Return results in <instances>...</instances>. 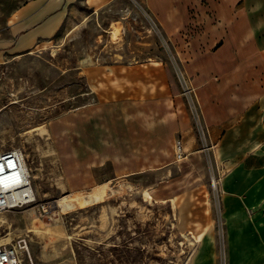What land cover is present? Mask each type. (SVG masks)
Returning <instances> with one entry per match:
<instances>
[{
  "label": "rangeland",
  "instance_id": "374dc122",
  "mask_svg": "<svg viewBox=\"0 0 264 264\" xmlns=\"http://www.w3.org/2000/svg\"><path fill=\"white\" fill-rule=\"evenodd\" d=\"M23 1L0 0V42L8 37L11 11ZM259 4L264 12V0ZM154 60L165 64L169 85L181 97L179 110L191 118L183 153L161 169L109 182L103 176L112 166L103 164L96 171L108 188L82 201L96 187L82 188L76 178L75 122L86 117L92 101L86 68ZM184 61L139 3L117 0L95 12L74 8L49 40L0 64V139L4 148L23 151L34 191L29 204L0 213V239L25 236L33 264H194L193 253L209 239L201 232L209 229L214 253L201 264H230L225 186H264V168L246 170L258 166L253 158L226 166L214 160L195 96L199 68ZM237 134L258 140L264 132ZM257 149L264 158V142ZM236 168L240 171L226 181ZM65 195L81 201L68 207L56 202ZM241 197L253 207L244 205L247 225L264 223V194ZM242 229L251 234L250 226ZM21 258V264H30L23 253Z\"/></svg>",
  "mask_w": 264,
  "mask_h": 264
},
{
  "label": "crops",
  "instance_id": "0c3cea01",
  "mask_svg": "<svg viewBox=\"0 0 264 264\" xmlns=\"http://www.w3.org/2000/svg\"><path fill=\"white\" fill-rule=\"evenodd\" d=\"M116 1L24 0L9 15L8 37L0 42V64L49 40L74 8L95 12ZM134 1L176 51L184 54L183 65L199 68L193 77L195 96L214 160L226 166L253 158L258 166L246 170L264 168L257 149L264 135L244 140L237 134L264 132V12L259 10L260 0ZM164 65L154 60L97 63L86 68L84 78L92 101L86 117L75 122V130L80 131L75 141L76 178L82 188L161 169L175 160L176 140L183 147L192 123L188 112L179 110L181 97L170 87ZM106 163L112 169L101 181L96 170ZM237 171L228 174L226 181ZM252 184L245 189L243 183L225 186L230 264H264V223L247 225L241 218L244 205L252 207L241 196L264 194L263 185ZM243 226L251 227L250 235ZM201 233H208L209 239L193 253L194 264L214 253L211 231Z\"/></svg>",
  "mask_w": 264,
  "mask_h": 264
},
{
  "label": "built area",
  "instance_id": "2783aa9c",
  "mask_svg": "<svg viewBox=\"0 0 264 264\" xmlns=\"http://www.w3.org/2000/svg\"><path fill=\"white\" fill-rule=\"evenodd\" d=\"M183 153L181 140H176V155ZM34 191L23 151L19 147L4 148L0 139V213L29 204ZM22 253L32 263L25 236L0 241V264H21Z\"/></svg>",
  "mask_w": 264,
  "mask_h": 264
},
{
  "label": "bare ground",
  "instance_id": "6f19581e",
  "mask_svg": "<svg viewBox=\"0 0 264 264\" xmlns=\"http://www.w3.org/2000/svg\"><path fill=\"white\" fill-rule=\"evenodd\" d=\"M108 186H106L104 183L100 184L98 187L93 188L89 193L85 192V196L83 197L82 201H87L89 198L96 199L98 198L106 189ZM79 193V192H78ZM146 195H149L147 190L145 191ZM72 194V193H70ZM80 195V194H79ZM78 195V196H79ZM84 195V194H83ZM104 195V194H103ZM80 199L76 195H65L63 197H60L56 200L59 204L62 202L65 204V206H70L73 202H78ZM81 201V200H80ZM76 205V204H75ZM30 211V210H29ZM30 213V212H29ZM52 230V228H51ZM54 230V229H53ZM3 239H0L2 241Z\"/></svg>",
  "mask_w": 264,
  "mask_h": 264
}]
</instances>
